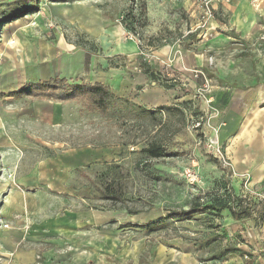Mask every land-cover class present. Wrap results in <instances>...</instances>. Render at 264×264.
<instances>
[{
	"label": "rangeland",
	"instance_id": "rangeland-1",
	"mask_svg": "<svg viewBox=\"0 0 264 264\" xmlns=\"http://www.w3.org/2000/svg\"><path fill=\"white\" fill-rule=\"evenodd\" d=\"M28 1L38 10L0 34V94L55 76L111 83L136 71L135 59L154 74L144 95H162L151 109L112 98L104 115L74 100L0 97V124L23 127L26 167L69 149L93 150L89 163L72 167V189L40 196L35 217L67 210L65 219L83 223L86 241L66 246L36 236L37 260L68 250L89 255L85 264L264 263V177L256 178L264 172L257 162L264 161V132L260 138L257 116L244 115L241 101L264 95V15L230 28L216 13L219 2L206 34L196 26L198 0H59L66 8ZM84 13L88 29L75 22ZM67 61L78 63L66 68ZM232 95L240 98L228 112ZM248 126L256 136L243 140ZM151 142L162 145L161 157L142 151ZM100 188L120 200L100 199ZM194 202L226 203L237 213H181Z\"/></svg>",
	"mask_w": 264,
	"mask_h": 264
},
{
	"label": "crops",
	"instance_id": "crops-1",
	"mask_svg": "<svg viewBox=\"0 0 264 264\" xmlns=\"http://www.w3.org/2000/svg\"><path fill=\"white\" fill-rule=\"evenodd\" d=\"M74 2H79V0H75ZM57 3L61 4L62 2L51 1V4L55 5ZM23 5L30 6L32 5V1L0 0V34L6 26H9V22L12 21L13 24L18 22V20H16L17 18L6 22L7 20H5V17L7 14L12 10H20ZM60 6L63 8L67 7L64 3ZM218 11H220L223 16H226L230 28H234L236 26V28L242 29L245 22L247 23L252 16H255L256 18L258 14L260 15L262 13L264 15V0H230V2L227 3H220L217 6L216 13ZM65 14V17L68 18V13H63V15ZM26 15H29V13ZM85 15V13L81 15L80 20H75V22L85 27ZM217 21L221 23L223 30L229 28V26L227 27L226 24H223L224 22L222 23L220 20ZM1 25L4 26L2 27ZM157 53L165 55L164 49L158 50ZM130 61L134 62L133 66L136 71L121 73L120 78H116L114 82L107 84L103 81L97 80L88 82H100L108 88L111 87L110 84L113 86V83H115L114 87L116 88V91L110 90L109 88V91L112 94L111 100L116 97L126 98L134 101L135 104H140L145 106L147 109H151L161 103L160 100L162 95H144V93H148V91L152 89L151 84L148 83V76L150 75L139 69V63L135 59L134 61L130 59ZM77 63V61H67L65 67H74ZM146 66L150 68L149 65ZM64 77L69 81L66 76ZM78 83H81V81ZM138 85L143 87V95H126L127 92L129 93L133 89H136ZM17 89L19 88H15L11 91ZM123 93L125 94L121 95ZM5 96L10 99H20L24 97L30 98L27 96L14 98L9 95H0L2 98ZM164 97H167V95H164ZM239 98V95H232L231 101L228 105V112L234 109V106L238 102ZM69 101L73 100L56 102ZM241 101L243 104L242 108L244 115L247 113L248 117L251 114L254 115V117L257 116L256 121L258 122V129H256V131H258L261 138L262 133L264 132V95H242ZM16 129L17 131H14L9 125L2 126L0 124V264L88 263L89 255L86 256L85 253L75 255L74 252L68 250H62L56 253L52 250L44 251L41 253L43 258H39L40 260H37L38 254L31 247L34 243H36V236L40 237L39 239L41 241L47 240L48 242H51V240H54V242L61 243L63 245L66 244V246L74 243L83 245V242L86 241L84 236L86 234H84L82 228L83 223L81 221H77L76 226L73 224L76 221L73 222L65 219L67 216V210L65 213L63 212L57 216L53 215V217L40 218L39 220L35 219V217L39 214L38 201L40 196L43 193H47V195L50 194L51 196L52 194L62 195L66 191L72 189V167L89 163L93 150L85 147L69 149L60 155H55L54 157H48L43 160H31L29 161L30 165L26 167V157L22 155V149H24L25 146L22 145L24 136H22L21 132L24 130L22 126H18ZM250 136L255 138V128L252 130L250 129V126L245 128L243 127V140L249 139ZM257 140H259L258 137ZM253 147L255 146L253 145ZM256 147L258 148L260 145H257ZM258 155H260V152ZM258 157L257 162L264 163L263 159H261L260 156ZM254 161L255 160L252 159V162ZM243 162H245V165H249V160L245 159ZM263 177L264 172L256 176V178ZM56 221L58 222L57 224L55 223ZM74 228H76V230L72 233L71 231ZM53 236L59 238V241L53 239ZM239 264L244 263L241 261ZM257 264L264 263L257 261Z\"/></svg>",
	"mask_w": 264,
	"mask_h": 264
},
{
	"label": "trees",
	"instance_id": "trees-1",
	"mask_svg": "<svg viewBox=\"0 0 264 264\" xmlns=\"http://www.w3.org/2000/svg\"><path fill=\"white\" fill-rule=\"evenodd\" d=\"M59 1V0H52ZM38 10V6L35 5H23L20 10H12L7 16L6 22L13 20L22 16L23 14H28L32 11ZM21 12V14H18ZM143 70L145 73H148L152 78L154 77L153 72L149 67L144 66ZM1 96L4 93L0 94ZM9 96L14 98H20L27 96L30 98L37 99H52L55 101H68L76 100L80 102L82 107L89 111H97L98 113L104 115L106 114L112 94L109 91V88L100 83V82H69L65 77H51L47 80H38L36 82H26L17 90L10 91ZM167 106H159L158 109H166ZM142 151L147 154L150 158H159L163 155L164 149L161 144L156 142L149 143L146 147L142 148ZM100 199H111V200H120V196L108 191L106 189H99ZM227 207L231 210L232 213H237L229 207L226 203L218 204H201L199 202H194L190 205L187 210L181 211L182 214H187L193 211H203L208 208H222ZM246 214H249L248 212Z\"/></svg>",
	"mask_w": 264,
	"mask_h": 264
},
{
	"label": "built area",
	"instance_id": "built-area-1",
	"mask_svg": "<svg viewBox=\"0 0 264 264\" xmlns=\"http://www.w3.org/2000/svg\"><path fill=\"white\" fill-rule=\"evenodd\" d=\"M230 0H198V16L197 28L206 30V34H211L214 30L216 5L219 2L227 3Z\"/></svg>",
	"mask_w": 264,
	"mask_h": 264
},
{
	"label": "bare ground",
	"instance_id": "bare-ground-1",
	"mask_svg": "<svg viewBox=\"0 0 264 264\" xmlns=\"http://www.w3.org/2000/svg\"><path fill=\"white\" fill-rule=\"evenodd\" d=\"M92 28H93V27H92ZM102 37H103V36H102ZM102 37H101V38H102Z\"/></svg>",
	"mask_w": 264,
	"mask_h": 264
}]
</instances>
